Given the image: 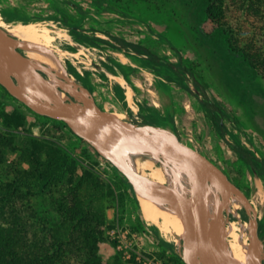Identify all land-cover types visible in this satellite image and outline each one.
Listing matches in <instances>:
<instances>
[{
	"label": "rangeland",
	"instance_id": "1",
	"mask_svg": "<svg viewBox=\"0 0 264 264\" xmlns=\"http://www.w3.org/2000/svg\"><path fill=\"white\" fill-rule=\"evenodd\" d=\"M208 5L209 0H0V26L9 32L25 23L46 28L52 36L46 46L13 35L48 79L55 76L41 59L44 53L54 54L93 106L118 115V121L171 129L213 158L256 206L262 264L264 68H253L229 49L223 28L206 17ZM222 8L234 44L264 56V0H222ZM109 36L184 64L194 78L94 39L116 44ZM205 97L220 114L204 105ZM231 145L249 150L260 170ZM65 157L73 163L64 175L39 187L41 176ZM123 176L62 121L32 112L0 85V264H182L184 235L145 220L136 189L128 180L119 187ZM219 194L223 203L232 201L228 191ZM250 219L242 204L233 208L224 228L227 240L234 231L249 242ZM91 250L97 261L89 257Z\"/></svg>",
	"mask_w": 264,
	"mask_h": 264
},
{
	"label": "water",
	"instance_id": "2",
	"mask_svg": "<svg viewBox=\"0 0 264 264\" xmlns=\"http://www.w3.org/2000/svg\"><path fill=\"white\" fill-rule=\"evenodd\" d=\"M48 78L35 63L17 46L14 35L0 26V85L24 104L29 110L55 120L62 121L79 138L88 143L100 156L108 160L134 189L142 190L154 197L172 204L186 220L182 258L187 264H255L261 254L259 223L261 217L249 197L229 178L228 174L207 154L185 143L174 131L153 124H139L133 121H114L98 106L97 124L81 121L71 103L61 97L49 84ZM38 94L43 106L32 100L27 91ZM136 141L161 151L171 153L185 160L182 195L174 188L156 183L146 177L134 174L126 168L110 148L111 143ZM188 179L191 182L189 193ZM214 183L223 194L228 191L232 201L223 203L214 226L205 231L201 225L204 209L210 196V185ZM242 204L250 216V240L242 261L231 256L224 228L229 212ZM202 243L215 259L207 262L193 254L196 243Z\"/></svg>",
	"mask_w": 264,
	"mask_h": 264
},
{
	"label": "bare ground",
	"instance_id": "3",
	"mask_svg": "<svg viewBox=\"0 0 264 264\" xmlns=\"http://www.w3.org/2000/svg\"><path fill=\"white\" fill-rule=\"evenodd\" d=\"M10 32L22 42L35 45H44L46 41H49L52 38L50 31L46 28L41 29L34 23L17 24L10 30ZM44 46H46V44ZM41 59L44 60L48 67L54 72L53 74L55 77H50L48 84L64 99V94L61 91H58L59 87L70 93L80 102L71 103V106L76 116L81 121L89 124H97L96 112L87 93L85 90L79 89L74 84L72 78L67 76L65 70L59 64L54 54L44 53L41 55ZM27 92L33 101L46 106L37 93L30 90ZM117 117L118 115L115 114L108 115V118L114 121H118ZM109 146L117 159L134 174L146 177L159 184L168 185L174 188L179 194H183L180 177L184 175V159L136 141L116 142L111 143ZM188 181L190 193L191 182L189 179ZM137 199L145 220L151 223H159L160 228L164 232L172 233L181 237L184 235L186 220L180 216L179 212L172 204L164 199L145 193L142 190H137ZM223 205L218 186L211 183L209 200L201 219L203 230L208 232L209 228L214 226ZM255 207L256 206H254V208ZM229 231L231 230L229 229ZM230 234L232 239L227 240L230 254L236 260L242 261L248 247V240L245 241V238L243 239V235L241 233L240 235L239 232L235 233L234 231H231ZM193 254L207 262H215V259L212 258L207 252L205 246L200 242L195 244ZM255 264H261L260 257Z\"/></svg>",
	"mask_w": 264,
	"mask_h": 264
},
{
	"label": "trees",
	"instance_id": "4",
	"mask_svg": "<svg viewBox=\"0 0 264 264\" xmlns=\"http://www.w3.org/2000/svg\"><path fill=\"white\" fill-rule=\"evenodd\" d=\"M205 13H206V17H207L208 20L216 22L218 27L223 28L224 35H228L227 43H228L229 49L232 52L240 53L243 56L244 60L247 61L253 68H258V65H260V66H262L264 68V56H261L260 54L252 55L250 52H248V50L246 48L239 47L236 44H234V42L232 41L233 30L230 27V25L227 24L223 20L224 16H223L222 0H209V5L207 6V8L205 10ZM76 35L79 36L80 34L76 33ZM109 37L113 41H115L116 44H110L108 40H105V39H102V38H95L94 37V39L97 40V41H102L104 43H107V44H109L110 46H112L114 48L123 49L126 52L129 51V50H132L133 52H135L136 54H139V55L145 54L146 58L149 59L150 61H152L153 63H155V64H157V63L163 64V65H166L167 67L173 69V71L176 73V75L178 77H182L184 74H188V75H190V76H192L194 78L193 70L190 67H188V66H186L184 64H173L171 62H167L164 59L160 58L159 56L151 53L144 46H141L139 44H123L122 40L120 38L114 37V36H109ZM193 83H194V85L196 87H198L202 91L201 85L196 80H193ZM1 87H3V86H1ZM3 89H4L6 94L10 95L4 87H3ZM203 103H204L205 106H208L210 109H212V111L214 113L220 114L219 107L214 105L208 98L205 97V101ZM47 118H49V117H47ZM134 122H136V121H134ZM136 123H138V122H136ZM139 124H145V123H139ZM231 147H232V149L234 151H236L238 153V155L247 164H249L251 167H253L254 169H256L258 171L260 170V168L255 164V162L259 161V160L249 150L240 148L239 146H236V145H231ZM70 162L73 163V160H70V158L65 157V158L62 159V161L57 166V169L55 171L45 172L40 178L42 185H39V187L42 188V186H44V184H46L47 182L55 180V179H59L60 177H62L64 175V173L66 172L67 167L70 168V165H69ZM123 180L124 181H120L119 182V187H125L126 184H129L127 179L124 176H123ZM20 184L23 187H28L29 186V184L19 183V185ZM1 201L2 200H0V202ZM261 240H262V238H261ZM0 244H2L1 241H0ZM59 246L62 247V244H59ZM96 253L97 252L91 250L90 254H89V257L93 258L94 261H97L99 259ZM44 259L46 261H50L52 259V257L49 254H47L44 257ZM178 259L181 261L182 264H185L180 256H178ZM36 261H38V258H36ZM38 262H39V264H44L43 263L44 261H38ZM262 264H264V260L262 261Z\"/></svg>",
	"mask_w": 264,
	"mask_h": 264
}]
</instances>
